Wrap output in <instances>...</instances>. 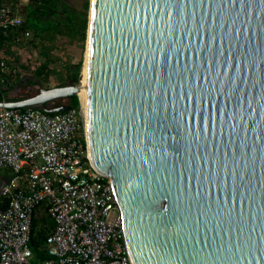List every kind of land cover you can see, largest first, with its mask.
Listing matches in <instances>:
<instances>
[{"label":"water","instance_id":"95a60500","mask_svg":"<svg viewBox=\"0 0 264 264\" xmlns=\"http://www.w3.org/2000/svg\"><path fill=\"white\" fill-rule=\"evenodd\" d=\"M86 44L77 82L0 107L83 85L133 264H264V0H91Z\"/></svg>","mask_w":264,"mask_h":264},{"label":"built area","instance_id":"2783aa9c","mask_svg":"<svg viewBox=\"0 0 264 264\" xmlns=\"http://www.w3.org/2000/svg\"><path fill=\"white\" fill-rule=\"evenodd\" d=\"M23 20L17 6L2 2L0 43ZM20 70L0 47L1 89ZM0 167L12 173L0 185V264H33L31 226L41 203L54 221L42 264H133L111 178L90 160L80 99L66 111L0 107Z\"/></svg>","mask_w":264,"mask_h":264},{"label":"trees","instance_id":"16d2710c","mask_svg":"<svg viewBox=\"0 0 264 264\" xmlns=\"http://www.w3.org/2000/svg\"><path fill=\"white\" fill-rule=\"evenodd\" d=\"M1 3L2 0H0ZM11 3L18 7L24 20L7 36H2L0 47L3 48V51L8 54L11 53L8 44L14 43L16 35H20L22 40L28 39L35 48H39V53L45 57V60L34 68L33 73L36 77H48L52 73H57L61 78L59 85L77 82L80 75L81 60L76 70L72 71V68L67 66L64 69L66 74L63 75L55 67L50 66V53L59 37L65 38L71 43L80 42L81 46H84L87 38L90 0H84L81 6L70 0H27L26 2L11 0ZM8 78L5 86L10 88L13 83L20 79V74ZM5 86L3 88H6ZM3 88L0 87V97H4ZM68 99L72 107L79 105L78 95H72ZM19 108L25 109L26 107ZM53 228L54 221L47 207L41 203L35 208L31 226L30 244L34 255L37 257H41L44 239Z\"/></svg>","mask_w":264,"mask_h":264},{"label":"rangeland","instance_id":"374dc122","mask_svg":"<svg viewBox=\"0 0 264 264\" xmlns=\"http://www.w3.org/2000/svg\"><path fill=\"white\" fill-rule=\"evenodd\" d=\"M27 0H22V2H26ZM75 2L78 6H81L84 0H70ZM2 2H6L8 4L11 3V0H2ZM91 2V0H90ZM11 49V53L9 55L13 57L16 61H18L20 65V79L12 84V88H7L5 86V96H15L16 94H21L22 91H16L19 85H25L27 90L35 91L36 87L34 84H30L29 82L34 81L36 83H40L43 87H49L59 85L61 83V78L57 73H52L50 76H44L42 78H38L34 75V68L42 63L45 60V57L39 53V48H35L28 39H23L20 43L14 44L13 42L9 45ZM85 50H86V40L84 46L82 47L80 42L71 43L67 39L59 37L56 41L55 47L52 49L50 53L51 67H55L59 73L66 74L65 68L70 66L73 70H76L79 61L81 60L80 73H82L84 58H85ZM25 67V68H23ZM25 92V89L23 90ZM8 97V98H9ZM12 175L11 171L4 167H0V177L7 176L10 177ZM33 264H42L41 257H37L36 255L31 258Z\"/></svg>","mask_w":264,"mask_h":264},{"label":"flooded vegetation","instance_id":"af4514ba","mask_svg":"<svg viewBox=\"0 0 264 264\" xmlns=\"http://www.w3.org/2000/svg\"><path fill=\"white\" fill-rule=\"evenodd\" d=\"M29 83L35 85V87H36L35 91L27 90L28 87H26L25 85H19V87L16 89V91H19V92L22 91L21 94H16L15 96H11V97L7 96V97H9L8 99H17V98L27 97L29 95H32V94L38 92L40 87H43V86H41L40 83L35 84L34 81L29 82ZM10 88H12V87H10ZM24 89H25V92L23 91ZM62 102L69 103L68 97L67 98H55V99L49 101L48 105L49 106L57 105V104L62 103Z\"/></svg>","mask_w":264,"mask_h":264},{"label":"bare ground","instance_id":"6f19581e","mask_svg":"<svg viewBox=\"0 0 264 264\" xmlns=\"http://www.w3.org/2000/svg\"><path fill=\"white\" fill-rule=\"evenodd\" d=\"M88 45L86 44V50H85V58H84V63H83V68H82V72H83V70H84V68H85V62H86V56H87V47ZM82 84V83H81ZM78 96H79V98H80V100H81V102H82V105L84 106V109H85V98H86V94H85V90H84V87H83V85H81V88H80V90H79V92H78ZM86 114V113H85Z\"/></svg>","mask_w":264,"mask_h":264},{"label":"crops","instance_id":"0c3cea01","mask_svg":"<svg viewBox=\"0 0 264 264\" xmlns=\"http://www.w3.org/2000/svg\"><path fill=\"white\" fill-rule=\"evenodd\" d=\"M3 96L5 98H8L7 96H5V89H3ZM6 169H8V168H6ZM8 170L11 171L10 169H8ZM8 178L9 177H7V176L0 177V185L3 184V183H5L8 180Z\"/></svg>","mask_w":264,"mask_h":264}]
</instances>
